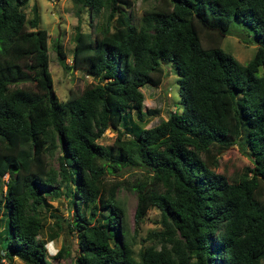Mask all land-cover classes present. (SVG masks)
Instances as JSON below:
<instances>
[{"label":"trees","instance_id":"obj_1","mask_svg":"<svg viewBox=\"0 0 264 264\" xmlns=\"http://www.w3.org/2000/svg\"><path fill=\"white\" fill-rule=\"evenodd\" d=\"M28 1L0 0V257L53 264L68 254L62 244L48 256L38 237L40 207L61 184L78 235L75 264H264V0H159L136 19L128 0H71L78 21L84 11L105 15L92 32L75 26L70 64L52 42L65 69L92 77L63 100ZM233 18L255 43L244 63L200 42L201 29L228 33ZM161 60L173 64L181 109L148 127L132 123L128 110L143 120L140 86L154 83ZM26 75L28 85L11 81ZM108 126L116 133L106 145L97 139ZM233 144L250 164L229 178L215 167ZM123 168L142 172L130 182L118 177ZM121 187L135 191V231L148 208L159 211L160 227L136 251Z\"/></svg>","mask_w":264,"mask_h":264},{"label":"rangeland","instance_id":"obj_2","mask_svg":"<svg viewBox=\"0 0 264 264\" xmlns=\"http://www.w3.org/2000/svg\"><path fill=\"white\" fill-rule=\"evenodd\" d=\"M159 0H128L133 19H136L143 9L153 4L162 3ZM35 5L39 15V27L46 30V40L48 44V69L52 79V90L58 99L63 100L69 94H77L82 86L92 81V77L86 74L82 67H72L65 69L57 59V55L52 46L56 38L59 44L60 55L65 65L71 63V52L74 45L73 34L75 26L78 24L82 31L92 32L93 25L104 19V12H99L92 19L88 18L86 11L82 12L79 21L74 13V4L71 0H29L24 7L26 16L32 15V6ZM247 27L243 23L232 19L229 31L220 34L217 30L201 29L199 32L200 42L203 46L218 45L223 50L230 52L239 62L244 63L250 58L255 49V43L251 33L247 34ZM241 34L244 35L243 39ZM261 70L258 72L260 73ZM154 83H145L140 86L143 94L142 110L144 112L143 120H138L133 109L128 110L127 118L132 123L148 127L164 119L169 111L181 109L179 85L177 75L173 64L168 60H161L158 69L151 72ZM17 85H28L29 81H16ZM116 130L107 127L102 135L97 139L102 144L109 145L115 136ZM58 150L52 154L48 162L57 167L56 155ZM247 155L238 149L237 144L222 150L218 154V164L215 171L225 174L229 178L236 177L242 168L249 165ZM140 169L123 168L119 178H127L130 182L135 176H140ZM111 176V175H110ZM108 175V177H110ZM6 175H4V178ZM261 189L264 184L261 183ZM59 194L46 197V202L40 207L42 216V228L38 237L44 241L46 253L48 256L53 254L60 245H64L68 254L59 258H50L53 264H75V256L78 253V235L69 229L68 222L73 218L72 205L69 197L64 195L63 186L59 184ZM260 199L264 198V192L259 194ZM116 198L123 209L122 218L127 228L126 238H129L133 249L136 251L142 245L151 242V239L145 238L147 232L151 229L160 227L158 218L159 211L156 207L147 209L143 220L139 223L135 231L133 220V210L136 202L135 191L128 188H119ZM3 224L0 223V230ZM1 233V231H0ZM135 233V234H134ZM2 234H0L1 236ZM143 238H145L143 240ZM0 264H24L22 260L13 257L7 260L0 257Z\"/></svg>","mask_w":264,"mask_h":264},{"label":"water","instance_id":"obj_3","mask_svg":"<svg viewBox=\"0 0 264 264\" xmlns=\"http://www.w3.org/2000/svg\"><path fill=\"white\" fill-rule=\"evenodd\" d=\"M24 80H31V75H26V76H16V77H12L11 81L15 82V81H24ZM109 128H111L112 130H116L113 126H108Z\"/></svg>","mask_w":264,"mask_h":264}]
</instances>
